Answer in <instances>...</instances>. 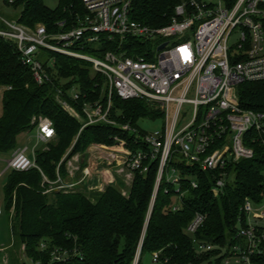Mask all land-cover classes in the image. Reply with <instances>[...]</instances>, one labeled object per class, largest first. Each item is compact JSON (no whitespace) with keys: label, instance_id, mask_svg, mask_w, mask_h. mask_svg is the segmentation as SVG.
Here are the masks:
<instances>
[{"label":"trees","instance_id":"obj_1","mask_svg":"<svg viewBox=\"0 0 264 264\" xmlns=\"http://www.w3.org/2000/svg\"><path fill=\"white\" fill-rule=\"evenodd\" d=\"M13 1L10 4L9 0H4V5L21 8L15 20L30 29L43 25L49 33L72 29L86 15L83 0H59L54 9L46 6L44 0ZM180 2L133 0L132 17L149 27L161 28L170 23ZM133 44L130 39L119 48L118 40L102 35L97 48L89 46L83 52L98 58L108 51L125 52L128 56L135 52L143 54L140 49L132 52ZM43 57L53 82L39 85L31 70L21 63L16 46L0 38V87L5 89L0 117V153L11 154L17 149L18 137L35 129L34 117L50 118L56 131V138L49 143L48 150H37L36 167L26 172L9 171L1 187L2 215L8 218L12 247L23 257L13 256V262L133 264L145 225L139 264L144 255L152 258L155 252H161L163 259L171 264H197L206 260L208 255L196 257L193 239L230 246L236 229L246 226L247 216L240 211L245 201L250 199L256 204L264 201V146L258 142L253 144L255 156L252 159L229 165L228 182L218 196L212 192L218 172H203L198 167L186 166L178 157L173 159L170 165L181 178L180 192L186 193L180 212L171 209L178 194L176 187L168 184L164 176L148 218L159 159L147 158L143 163L147 172L137 171L127 188L110 184L103 191H89L84 187L52 190L59 177L65 182L67 162L78 154L84 155L92 146L110 149L117 146L115 138H119L132 150L148 151L142 143H135L137 138L133 133L119 126L129 125L144 135L147 132L138 127V122L163 118V113L147 101L122 100L113 95L109 118L117 126L104 122L86 125L85 104L99 102L104 110L107 108L103 76L84 60L51 51L44 52ZM51 58L54 64L50 68ZM74 87L80 95L76 101L71 96ZM57 90H62L61 99L85 122L62 108L56 98ZM238 97L243 109L264 112V81L242 84ZM194 178L198 182L196 189L191 186ZM196 212L204 214L206 221L203 228L191 236L186 228ZM260 248L262 254L253 258V263L264 264V240ZM55 249L66 252L68 260L55 262L52 256ZM4 254L0 253V262Z\"/></svg>","mask_w":264,"mask_h":264},{"label":"built area","instance_id":"obj_2","mask_svg":"<svg viewBox=\"0 0 264 264\" xmlns=\"http://www.w3.org/2000/svg\"><path fill=\"white\" fill-rule=\"evenodd\" d=\"M13 2L9 0L10 4ZM83 4L86 15L79 19L78 25L59 33H49L43 25L26 28L17 20L0 16V38L16 46L21 63L31 70L39 85L53 82L44 65V52L51 51L92 64L93 70L104 78L108 102L106 110L99 102L84 105L86 125L104 122L117 126L109 118L113 95L122 100H144L160 107L166 121L162 131L140 135L129 125L119 126L123 131L133 133L137 138L135 143H142L148 151L132 150L126 141L115 138L116 147L105 150L94 146L86 153L91 155L93 150L97 151L94 156L98 160L106 154L105 162L109 167H119L118 173L124 174L122 178L127 186L132 184L137 171L147 172L148 168L143 167L147 158L159 159L148 218L164 176L168 184L176 187L178 194L172 211L183 209L186 193L180 192L181 178L170 165L177 157L186 166L198 167L203 172H218L212 187L213 194L218 196L228 182L229 165L252 159L255 156L253 144L258 142L264 146V112L243 109L238 97V88L242 84L264 81V0H181L170 23L161 28L134 20L133 0H83ZM190 33L194 40L180 42ZM102 35H107L109 40H118L119 48L130 39L132 44L142 39L157 44V50L131 57L125 52L108 51L102 58L83 52L89 46L97 48ZM174 37L178 40H173ZM48 62L51 68L54 59ZM61 96L62 90H57L56 98L62 108L85 122ZM71 96L75 101L79 99L77 88L71 90ZM32 124L37 143L45 145L56 138L50 118L34 117ZM28 151L27 147H20L11 153L0 182L9 171L26 172L36 167L37 149L33 150V157L28 156ZM83 158L86 161L85 155ZM73 159L77 160L78 156ZM98 162L100 165L101 161ZM69 165L72 168L70 180L64 182L59 177L52 190L70 191L83 186L89 191L98 190L95 185H90L94 178L92 170L97 164L92 169L89 164L75 170ZM170 172L176 176H171ZM112 182L114 180L108 184ZM191 186L198 188L196 178ZM2 203L0 193V216L3 214ZM240 211L247 216L246 226L236 229L230 246L193 239L196 257L209 256L197 264H253V258L261 256L264 201L256 204L248 199ZM205 221L206 216L196 212L186 232L196 235ZM143 238L133 264H139ZM52 256L59 263L69 257L58 249ZM152 262L171 264L168 259H163L161 252L152 254Z\"/></svg>","mask_w":264,"mask_h":264},{"label":"rangeland","instance_id":"obj_3","mask_svg":"<svg viewBox=\"0 0 264 264\" xmlns=\"http://www.w3.org/2000/svg\"><path fill=\"white\" fill-rule=\"evenodd\" d=\"M57 1L58 0H44L45 4L48 5V7L50 6L52 8H55L57 6ZM20 12H21V8L15 9V8H12V6L4 5V0H0V16L6 18L8 20H15L19 16ZM172 39L178 40V37H174ZM191 40H194V38H193V35L190 33V34H187L185 36V38H183L180 42H186V41H191ZM137 41L139 44L134 43L132 45V47H131L132 52L138 51L140 49V50H143L144 52L151 51L154 53V51L157 50V44L154 45L153 43H147V42H144L142 39L137 40ZM135 54H136V52H135ZM131 55H133V53H131ZM153 61H155V60H153ZM4 90L5 89L0 87V117H1L2 111H3L2 97H3ZM154 106L157 109H160V107L157 104H155ZM186 111H187V109H185V112ZM75 112H77V111L75 110ZM173 113H174V109L172 107L171 116H173ZM165 124H166V121L163 118H159L156 120L144 119V120H141L138 122V127L141 130L146 131L147 133H154L156 131L164 130ZM49 143L45 144L42 147V144L37 143L36 130H31L29 132H25V133L21 134L18 137V143L17 144H18V147H22L23 145L28 146V148H29L28 156L33 157V150H36V149L38 150V148H41L42 151H46V150H48ZM92 147H94V146H92ZM97 147L103 148L100 146H97ZM103 149L107 150L106 148H103ZM88 150H90V149H88ZM93 152H95V156H96L97 151L93 150ZM99 154H102V153H99ZM95 156H94V154L89 155L88 159L92 158V160H90V163H89L90 165L92 163H93V165H96V164L99 165L98 161L105 162V158L107 157L106 154H104V156L101 157L100 160H98V159H96L97 157H95ZM94 158L96 160H94ZM10 159H11L10 154L0 153V175L3 174L5 172V170L7 169V162ZM93 165H91V166H93ZM100 165H102V164H100ZM108 167H109L108 165L104 164V165H102L101 168H106L109 170L112 169V167H110V168H108ZM113 170H117V168L112 169L111 172H114ZM106 172H107V175L109 176L110 175L109 172L108 171H106ZM6 175L2 176V178H1L0 191L2 190L1 187L4 184ZM170 175L176 176V174H173L172 172H170ZM106 185H108V184H106ZM106 185H104L102 188H100V190H104ZM12 213H13V211H12ZM2 249H4V250L7 249V251H5V254L2 257V262H0V264H18V263H16V261L13 262V260H12L13 256H15L16 258H21L22 254L19 253L17 248H15L14 246L12 247V238H11V233H10V229H9L8 218L5 214L0 216V250H2ZM22 259H23V257H22ZM142 264H153L151 256L150 255H144L142 258ZM253 264H259V263H253Z\"/></svg>","mask_w":264,"mask_h":264},{"label":"crops","instance_id":"obj_4","mask_svg":"<svg viewBox=\"0 0 264 264\" xmlns=\"http://www.w3.org/2000/svg\"><path fill=\"white\" fill-rule=\"evenodd\" d=\"M45 3V2H44ZM58 3H59V0L57 1V6H58ZM46 6H48V5H46ZM56 6V7H57ZM55 7V8H56ZM49 8H52V7H50L49 6ZM52 9H54V8H52ZM34 130H36V129H34ZM36 140H37V138H36ZM44 145L42 144V147H43ZM18 147V146H17ZM22 147H27L28 148V146H26V145H23ZM18 148H20V147H18ZM29 149V148H28ZM38 149H41V148H38ZM87 153V152H86ZM84 154L87 158H89V155L88 154ZM11 155V154H10ZM84 155H81V154H78V155H76V156H78V161L77 160H74L73 158H75L76 156H74L72 159H70L68 162H67V165H66V180L65 181H69L70 180V176H69V174H70V171L72 170V168L70 167V165H69V163L74 167V170L75 169H77L78 167H81L82 169H83V167H82V165L84 164V167H87V165L89 166V163H90V160H92V158L91 159H88V161H87V158H86V161H84V158H83V156ZM72 160V161H71ZM94 160H96L95 158H94ZM100 164H102V165H107V163L106 162H103V163H100ZM91 165H93V163L91 164ZM90 165V167H91V169L92 168H95V166L93 165V167ZM102 165H98L97 167H96V169L95 170H92V173H94V178H93V180H92V182L90 183V185H95L97 188H98V190H95V191H103V190H100V188H102L104 185H106V184H108L111 180H114V182H112L113 184H115V185H117V186H121V187H123V186H125L126 188H127V185L124 183V180H123V178H122V176L124 175V174H120V173H118V167H116L115 165L114 166H112V169H114V168H117V170H113L114 172H111L112 171V169L111 170H109V169H106V168H101L102 167ZM109 166V165H108ZM108 168H110V167H108ZM97 171V172H96ZM106 171H108L109 172V176L107 175V172ZM8 173V172H7ZM6 173V174H7ZM6 174H4V175H6ZM3 175V176H4ZM109 185V184H108ZM107 186V185H106ZM105 186V187H106ZM84 187V186H83ZM105 189V188H104ZM0 193H1V195H2V192L0 191ZM2 199H3V195H2ZM2 216V215H1ZM5 251H7V249L6 250H4V249H2V250H0V253H5Z\"/></svg>","mask_w":264,"mask_h":264},{"label":"bare ground","instance_id":"obj_5","mask_svg":"<svg viewBox=\"0 0 264 264\" xmlns=\"http://www.w3.org/2000/svg\"><path fill=\"white\" fill-rule=\"evenodd\" d=\"M95 155V152H92Z\"/></svg>","mask_w":264,"mask_h":264}]
</instances>
